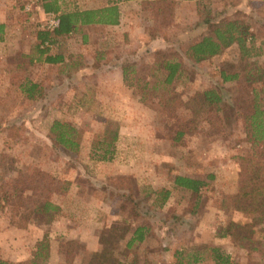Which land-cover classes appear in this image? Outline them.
Wrapping results in <instances>:
<instances>
[{
    "label": "rangeland",
    "instance_id": "374dc122",
    "mask_svg": "<svg viewBox=\"0 0 264 264\" xmlns=\"http://www.w3.org/2000/svg\"><path fill=\"white\" fill-rule=\"evenodd\" d=\"M23 1L0 0V21L4 22L0 39V164L13 168H4L2 173L8 178L18 170L37 168L59 181H69L68 192L60 190L54 200L68 215L69 199L85 208L79 215L78 209L70 206L75 217L58 218L50 224L36 216L23 229L9 221L10 202L6 211L0 212V257L8 259L12 251H21L20 255L29 251L30 258L36 237L48 234L49 255L38 259L40 264H94L86 251L97 249L116 258L134 253L138 264H175L176 249L185 254L202 250L204 258L196 264H214L212 246L229 255V264H264V223L255 224L251 213L221 203L237 192L240 157L251 150L245 140L244 121L251 112V95L240 81L222 82L219 72L222 67L241 70L237 46L189 69L175 117L155 98L138 102L116 71L128 61L135 64L134 75L151 74L155 50H175L183 42L199 38L206 33L199 23L206 14L216 21L244 17L262 52L251 60L263 63L264 1H121L124 20L120 27L89 26L58 39L48 52L61 53L63 60L53 64L46 63L35 47L37 29ZM91 3L93 0H65L61 7L81 9ZM185 65L189 64L185 61ZM28 82L37 83L40 89L33 99L21 90ZM215 85L223 88L225 101L233 106L228 122L223 121L221 111L216 117L214 109L189 101L190 95ZM258 85L264 110V76ZM54 119L68 121L81 131L76 156L63 154L49 139ZM182 123L186 134L174 141L172 135ZM114 129L118 131L114 157L99 160L92 154L95 140ZM252 150L264 154V139ZM179 173L206 182L200 196L173 189V176ZM163 188L170 190V197L162 207L153 206L156 193ZM114 222L128 232H110ZM142 222L151 226L146 244L125 250L129 231ZM231 222L240 224L230 229L235 235L227 231ZM68 238L78 249L70 263L62 254V242Z\"/></svg>",
    "mask_w": 264,
    "mask_h": 264
},
{
    "label": "trees",
    "instance_id": "16d2710c",
    "mask_svg": "<svg viewBox=\"0 0 264 264\" xmlns=\"http://www.w3.org/2000/svg\"><path fill=\"white\" fill-rule=\"evenodd\" d=\"M64 1L41 0L44 11L59 13L60 20L59 26L52 31H35L37 39L35 47L40 54L44 55V61L48 64L62 61L63 57L61 53L48 52L52 48L41 46L42 43H51L53 47L58 39L81 32L89 26L117 24L119 22L118 3L128 0H108L107 5L103 7L81 9L77 7L63 9L61 3ZM199 23L206 28V33L199 38L183 42L175 50L172 48H170L171 51L155 50L152 55L154 65L150 66L151 74L134 75L133 66L135 64L125 61L120 67L122 79L131 92H134L138 102L144 104L149 99L155 98L175 117V109L177 104L181 102L180 93L183 82L189 76V69L192 70L201 61L219 55L230 46H237L241 70L222 67L219 72L222 82L240 81L243 89L248 90L251 95V98L248 99L251 112L244 116L246 123L245 140L251 145V150L249 154L240 157L242 168L237 192L230 195L229 200L221 199V203L223 202L222 205L225 202L231 203L232 209L251 213L253 223L261 224L264 223V154H260V152L257 154L252 148L261 144L264 139V110L260 97L261 90L258 85L264 76V62L251 60L254 56L262 55L261 47L255 44L256 36L251 29V24L247 23L244 17L228 16L216 21L214 16L211 17L206 14L199 20ZM3 33L4 24L0 23V39H2ZM82 38L83 41H86L88 39L87 34L83 33ZM185 61L189 64L187 67ZM21 90L27 98L33 99L40 89H38L37 83L28 82L22 86ZM222 91L221 86L215 85L190 95L189 101L192 104H200L214 109L216 117L217 112L221 111L223 121L228 122L234 114V109L230 103L225 101ZM197 113H199L198 109ZM181 126H186V124H179L172 135L174 141L180 140L186 134L185 129L183 130ZM48 137L63 154L72 157L79 153L81 131L74 124L65 120L54 119L48 129ZM117 139V129H114L110 134L107 132L106 135L105 133L98 135L93 145L95 149L92 153L93 156L99 160H112L115 154L114 144ZM98 149L101 151L96 152ZM9 160L11 159L9 158ZM0 162L3 161L0 160ZM4 168L5 171L13 170L12 165L3 167L0 164V212H5L11 202L12 212L9 221H16L18 227L26 228L36 216L43 218V222L46 224H50L62 216L75 217V212L72 214L71 207L78 209L79 215L82 214L85 206L76 199H69L68 208L71 211L68 215V213H62L66 209H63L62 204L53 198L60 190L63 193L68 192L69 181H59L37 168L18 170L14 175L7 178L2 173ZM172 180L173 189L189 190L194 192L197 197L200 196L201 188L206 185L202 179L181 173L174 175ZM156 194L158 196L156 199L154 197L152 205L157 204L162 207L170 197V190L163 188ZM30 195L35 196L36 200L31 201ZM133 214L137 218L136 211H133ZM238 224L228 223L227 231L229 233H227L235 235L231 230L233 227L240 226ZM128 230L119 222H114L110 226V232L115 233V235L121 232L127 233ZM150 230L151 226L147 222H142L134 227L128 233L125 250H130L136 245H145ZM48 237V234H44L35 241L33 255L30 258L14 262L9 258L0 257V264H40V261L47 259L49 255L50 239ZM62 247L64 261L72 262L78 250L74 240L72 238L65 239L62 242ZM209 250L214 264H229V255L224 253L220 247L212 246ZM86 252L94 264H138L136 257H132L134 253L124 254V256L116 258L113 254L101 249ZM182 254H185L183 250H175V264H196L204 258L202 250L187 253L185 257H182Z\"/></svg>",
    "mask_w": 264,
    "mask_h": 264
},
{
    "label": "built area",
    "instance_id": "2783aa9c",
    "mask_svg": "<svg viewBox=\"0 0 264 264\" xmlns=\"http://www.w3.org/2000/svg\"><path fill=\"white\" fill-rule=\"evenodd\" d=\"M24 10L30 16L37 30L52 31L59 26V13L46 12L41 0H24ZM41 46L52 48L51 43L44 42Z\"/></svg>",
    "mask_w": 264,
    "mask_h": 264
},
{
    "label": "crops",
    "instance_id": "0c3cea01",
    "mask_svg": "<svg viewBox=\"0 0 264 264\" xmlns=\"http://www.w3.org/2000/svg\"><path fill=\"white\" fill-rule=\"evenodd\" d=\"M121 3H118V8H119V22L117 24H111V25H106L105 27H113V28H118L120 27L122 24H123V20H124V13H123V10L121 9V6H120ZM107 5V2H103V1H99V0H93V3H91L88 7H84V8H100V7H103ZM0 23H3V21H0ZM117 72H120L121 74V69L119 70L118 68L116 69ZM62 217H66V216H62ZM60 217V218H62ZM60 218H59V221H60ZM58 221V223H59ZM25 229V228H24ZM9 231V230H8ZM7 231V233H8ZM41 236H37L35 241L37 239H39ZM34 241V242H35ZM13 253H9L7 256H9L8 258L11 260V261H14V262H17V261H21V260H25L29 257V251H27L25 254L23 253V255H20L21 251H12ZM24 252V251H23ZM11 257V258H10Z\"/></svg>",
    "mask_w": 264,
    "mask_h": 264
}]
</instances>
